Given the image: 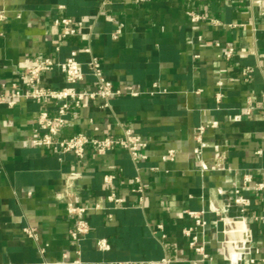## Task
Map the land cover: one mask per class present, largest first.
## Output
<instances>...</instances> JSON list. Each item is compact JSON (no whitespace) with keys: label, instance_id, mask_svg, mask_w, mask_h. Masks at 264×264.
<instances>
[{"label":"crops","instance_id":"0c3cea01","mask_svg":"<svg viewBox=\"0 0 264 264\" xmlns=\"http://www.w3.org/2000/svg\"><path fill=\"white\" fill-rule=\"evenodd\" d=\"M2 10L8 17L0 24V80L16 81L36 56L62 62L81 44L89 46L123 93L110 109L100 108V101L71 105L61 136L122 135L131 128L148 141V158L135 161L122 149L106 155L88 149L77 157L36 147L39 112L53 111L54 103L0 105V264H230L219 235L233 239L236 223L219 231L216 220L239 215L232 192L244 174L264 181V0H0ZM189 11L207 18L193 24ZM59 17L85 21L92 34L63 38L54 23ZM229 48L235 49L231 58ZM90 56L79 55L86 74L82 90L97 85ZM248 66L254 73L244 81ZM44 82L66 86L58 66ZM130 87L142 93L132 96ZM250 98L257 110L246 115L242 107ZM213 120L219 125L207 127L203 152L196 154L198 128ZM170 150L175 159L164 160ZM106 174L116 175L121 207L108 200ZM137 177L144 186L142 204L133 191ZM68 191L80 204L102 207L87 214L91 230L79 242L70 235L76 218L67 211ZM243 194L252 201L256 264H264V192ZM202 208L208 211L212 262L202 261L184 234L192 223L186 211ZM27 227L38 237L28 236ZM103 238L110 249L97 246Z\"/></svg>","mask_w":264,"mask_h":264},{"label":"built area","instance_id":"2783aa9c","mask_svg":"<svg viewBox=\"0 0 264 264\" xmlns=\"http://www.w3.org/2000/svg\"><path fill=\"white\" fill-rule=\"evenodd\" d=\"M137 3H148L152 0H135ZM108 0H103L105 5ZM190 21L193 24H197L207 17L195 11L188 12ZM8 15L5 10L0 11V24L7 19ZM215 23L219 21L214 20ZM55 25L62 28L61 36L67 38L69 36L81 35L83 38H88L92 34V27L88 26L83 20H77L71 17H59L54 21ZM235 26V25H230ZM122 31V25L114 33V37L117 38ZM59 49V47H57ZM81 53L91 54L87 65L90 72L96 78V88L94 90H82L79 89V85L85 80L86 74L83 70V63L79 59ZM228 58H231L235 54L234 48H229L225 51ZM60 67L66 81V86L62 88H53L44 82V76L46 73L52 72L55 67ZM254 73L253 67H246L241 73V78L244 81H249ZM231 80H234L231 78ZM154 87L158 90V85ZM160 90V89H159ZM158 90V91H159ZM129 94L132 96H138L142 92L136 91L132 87L128 89ZM156 91H151L154 93ZM123 93L122 89L116 88L113 82L107 77L102 61L99 56L92 53L89 46L81 44L78 48L71 51V54L62 62H58L49 54L36 56L33 62L20 71L19 78L16 81L6 82L0 80V105H6L8 107L16 106L21 100H31L38 103L53 102V111L42 110L39 112L37 118L36 132L37 136L33 140V144L36 147L50 149L55 152H71L77 157L85 155L88 149H92L98 155H106L109 152L117 149L127 151L130 156L135 160L147 159L146 148L148 141L141 135L137 134L131 128H124L122 135H89L86 132H79L71 137H62L61 133L64 127L69 122V115L71 113V105L76 108L88 107L91 101H100V108L110 109L111 101L115 97ZM222 96H217V101L220 102ZM257 110L255 102L250 98L246 101L242 107V112L246 115H252ZM218 121H211L207 125H202L198 128L196 140L198 146L195 149L196 154H202L204 148L203 135L207 127H218ZM97 131L98 127H94ZM261 152V151H260ZM164 160L175 159V153L170 150L167 155L163 156ZM157 170V168H153ZM116 175L106 174L104 175V182L107 186L111 187V192L108 195V200L114 203L115 207H121L124 205V198L119 196L115 191ZM136 187L134 192L139 193L140 203H144V186L140 177L136 178ZM244 189H250L256 193L264 192V181L255 180L250 174H244L242 179V185L233 189L232 199L234 204L239 209V215L235 218H229L226 215H222L217 218L216 225L222 221L227 223L234 221L237 226V233H245L251 240L245 241L243 239H223L219 240L221 247L225 249L227 244L233 245L235 249L244 246L247 251L244 253L240 264H256L258 261V255L260 254L259 247H253L252 229L249 222L248 213L252 205L250 198L243 194ZM67 211L70 215L76 218V225L70 231L71 238L79 242L81 241L91 230L90 222L87 218V214L96 210L102 209L98 204L96 205H83L78 203L79 201L73 196L71 191H68L65 197ZM207 210L202 208L200 210L188 209L186 211L187 216L192 223L184 229V234L189 239V246L197 254L201 256L202 261H214V256L207 251L208 241L206 239L207 228L209 227V221L206 217ZM255 220H260V216H255ZM163 226L160 225V228ZM25 232L28 236L37 238L38 235L34 228L27 227ZM97 246L101 250L110 249V243L107 239H99ZM226 261V253L224 254ZM264 260V259H263ZM75 264H82L81 261H76Z\"/></svg>","mask_w":264,"mask_h":264},{"label":"water","instance_id":"95a60500","mask_svg":"<svg viewBox=\"0 0 264 264\" xmlns=\"http://www.w3.org/2000/svg\"><path fill=\"white\" fill-rule=\"evenodd\" d=\"M225 225V223H223L222 221L217 223V228L219 231H222L223 226ZM237 227V226H236ZM219 239L223 240V236L220 234L219 235ZM233 239H243L245 241H250L251 237H248L245 233H238ZM225 253H226V257L228 259V261L230 262V264H240L244 253H246L247 249L244 246H241L238 249H235L233 247V245L227 244L225 246Z\"/></svg>","mask_w":264,"mask_h":264}]
</instances>
